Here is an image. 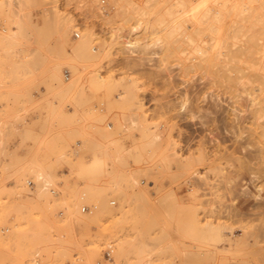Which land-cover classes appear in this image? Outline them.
<instances>
[{"label": "rangeland", "instance_id": "374dc122", "mask_svg": "<svg viewBox=\"0 0 264 264\" xmlns=\"http://www.w3.org/2000/svg\"><path fill=\"white\" fill-rule=\"evenodd\" d=\"M212 4L0 0V264H264V7L232 0L220 35L200 33ZM132 27L140 42L123 51ZM200 39L230 42L242 69L191 66ZM34 118L24 157L10 155L7 133ZM140 123L157 147L140 145ZM84 205L98 214L75 226Z\"/></svg>", "mask_w": 264, "mask_h": 264}, {"label": "bare ground", "instance_id": "6f19581e", "mask_svg": "<svg viewBox=\"0 0 264 264\" xmlns=\"http://www.w3.org/2000/svg\"><path fill=\"white\" fill-rule=\"evenodd\" d=\"M231 1L232 0H213V6L211 7V8H209L204 14H203V16H202V18L200 19L201 20V23H202V26H201V28L199 29V31H200V33H204V32H202V31H207V33H209V34H211V33H217L218 31H219V27H220V25H219V20H220V17H221V14L223 13V12H225L226 11V9L228 8V6L231 4ZM242 2L244 3V6H243V9H245L246 7H245V5H246V2H250V3H255L256 4V7H257V9L259 10V8H260V10L259 11H262V7H264L263 5H264V0H242ZM261 4H262V7H261ZM226 12H228V11H226ZM203 27V28H202ZM195 28V27H194ZM197 28V27H196ZM195 28V29H196ZM137 28H135V27H132L131 28V34H130V37L132 38V36L131 35H133V32H134V30H136ZM187 29V28H186ZM186 29H184V31H183V33L184 32H187L189 29L191 30V28L188 26V30H186ZM201 29H203V30H201ZM196 30H198V29H196ZM193 31V35L195 34L194 32H197V31ZM122 31V30H121ZM121 33V32H120ZM188 33V32H187ZM190 33V32H189ZM188 33V34H189ZM182 34V33H181ZM184 34H186V33H184ZM188 34H186L185 36L187 37V39L185 38V40H187L188 41V39H191L192 40V42L194 41L193 39H192V35L191 36H187ZM190 34H192V32L190 33ZM217 34H219V33H217ZM214 35V34H213ZM216 35V34H215ZM214 35V36H215ZM220 35V34H219ZM184 36V37H185ZM196 36V34L193 36V37H195ZM208 36H210V35H208ZM130 37H123V36H120V35H118V37L117 38H119V41H121V49H123V51H127V52H133L134 51V46H136L137 44L136 43H139L140 41H136L135 40V38H132V39H134L135 41H133ZM189 37H191V38H189ZM212 38V37H211ZM167 39V40H166ZM201 39H203V38H201ZM200 39V40H201ZM213 39V38H212ZM190 40V41H191ZM211 40V39H210ZM215 40V39H214ZM189 41V42H190ZM217 41H219V40H217ZM217 41H216V46L214 45V47L213 48H210V45H211V43H210V41H205V42H203V40H201L200 42L198 41V42H196V44L193 46V48L191 49V51H192V53L191 52H188V54H189V57H188V55H187V53H186V55H187V62L189 63V64H191V66H199V67H201V68H203L204 70H206V72H209V70L210 69H213L212 71L210 70V72H211V75H214L215 76V74L217 75L218 73L217 72H219L220 74H218V76H220L221 75V71H222V75L221 76H223V77H231V76H233L234 74H236L237 72H239L242 68L237 64V63H234L233 62V58L231 57V53L233 52V49L231 48L232 47V44L230 43V42H225L224 40H223V42H218L217 43ZM221 41V40H220ZM136 42V43H135ZM185 42V41H184ZM209 42V43H208ZM118 43V42H117ZM186 43V42H185ZM169 44V42H168V38L166 37L165 38V36H161V37H157V38H155V40L152 42V46L153 47H155V49L151 52V55H152V57H154V58H157L158 57V55L160 54V52H162V48H163V46L164 45H168ZM215 44V43H214ZM209 45V46H208ZM213 45V44H212ZM188 46H192L191 45V43L190 44H188ZM212 47V46H211ZM216 47V48H215ZM187 48V47H186ZM188 49V48H187ZM189 49H190V47H189ZM185 51H187V50H185ZM189 51V50H188ZM93 58V57H92ZM147 59V58H146ZM149 60H152L153 58H151V57H149L148 58ZM161 59V58H160ZM142 61V60H141ZM148 61V60H147ZM259 69L260 70H262L263 72H264V64H262V65H259ZM208 70V71H207ZM216 70V71H215ZM210 72H209V74H210ZM58 73V71L55 73V74H57ZM54 74V75H55ZM61 76V75H60ZM55 77V76H54ZM59 76H58V74H57V78H58ZM73 77V76H72ZM56 78V77H55ZM98 78V77H97ZM58 79H60V78H58ZM62 79V78H61ZM61 79H60V82H61V84H62V81H61ZM74 80V79H73ZM93 81V80H92ZM68 83V82H67ZM76 83V81L73 83V84H70V86H73L74 84ZM92 83V82H91ZM93 85L92 86H94V83H92ZM102 84V83H101ZM63 85V84H62ZM61 85V87L63 88V86L65 85H63L62 86ZM69 86V85H68ZM100 87V86H99ZM72 88V87H71ZM60 89V88H59ZM68 89V88H67ZM69 89H70V87H69ZM132 89H130L127 93H126V95L124 94V95H120V98L122 99L123 98V100H127V99H129L131 96H129L130 95V91H131ZM61 91H63V89L61 90ZM65 91V90H64ZM201 91V89L199 88V87H195L194 88V90H191V88L189 89V88H184V95H182V93H181V95L184 97V99H185V101L188 99V94L189 93H195V95L197 96V94L199 93ZM133 93V92H132ZM200 94V93H199ZM132 95V94H131ZM196 96L194 97V99L196 98ZM119 97V96H118ZM204 97V96H203ZM183 99V100H184ZM203 99V98H202ZM114 100V99H113ZM177 101V102H179V104L181 103V102H184L185 103V101ZM189 100V99H188ZM197 99H195V101H196ZM204 100V99H203ZM202 100V101H203ZM57 101V100H56ZM61 101V100H60ZM190 101V100H189ZM189 101H186V102H189ZM195 101H194V103H195ZM217 100L216 99H212V103H211V101H210V104L209 105H211V107H210V109L212 108L213 110H215V108H216V106H217V102H216ZM197 102H199L198 100H197ZM196 102V103H197ZM184 103H182V106H180L181 108L180 109H183V107L184 106H186V105H184ZM192 104V105H194L195 106V109H196V103L195 104ZM258 103V101L255 99V98H252L251 99V104L254 106V105H256ZM186 104V103H185ZM189 104H190V102H189ZM56 105V104H55ZM194 106H193V108H194ZM187 107H188V105H187ZM187 107H185V108H187ZM200 107L201 108H204L203 109V111L204 110H206V112H207V110H209V106L208 107H206V108H208V109H205V107H203V106H201L200 105ZM200 107H199V109H200ZM198 109V104H197V109L196 110H199ZM184 110H186V109H184ZM196 110H194L195 112H197ZM200 110H202V109H200ZM211 111V110H209V111H211L209 114H211L212 112L213 113H215L214 111ZM107 111H109V110H107ZM202 111V112H203ZM53 112V111H52ZM186 112V111H185ZM200 112V111H199ZM199 112H197V113H199ZM186 113H190L189 112V109H187V112ZM196 113V114H197ZM201 113V112H200ZM205 113V112H204ZM203 113V114H204ZM207 113V114H208ZM212 113V114H213ZM196 114H193V116L194 117H197V116H199L198 114H197V116H195ZM202 114V115H203ZM207 114H205V115H207ZM183 116H184V114H182ZM190 115H192V112H191V114ZM205 115H203V116H205ZM189 116V115H188ZM193 116H191V117H193ZM193 117V118H194ZM200 117V116H199ZM207 117V116H206ZM56 118V117H55ZM190 118V117H189ZM198 118V117H197ZM201 118V117H200ZM203 118V117H202ZM202 118L199 120V121H201V123L200 124H203L202 122ZM134 121H137V119H134ZM144 123V122H143ZM205 123V122H204ZM122 124V123H121ZM126 124V123H125ZM123 125V124H122ZM127 127H130V126H125V128H126V130H128L127 129ZM131 127H132V125H131ZM130 127V128H131ZM133 128H134V126H133ZM124 130V129H123ZM138 130H139V133L141 134V137H145L147 134L149 135V140H147V142L145 141H143L142 140V144H140V145H142L143 147H145V148H152V147H157V145H158V142H159V139L161 138V136L156 132V131H150L149 129H148V127L147 126H145V125H143L142 123H140L139 124V128H138ZM124 132H126V131H124ZM128 133V132H127ZM133 134V133H132ZM144 148V149H145ZM149 154V153H148ZM117 156V155H116ZM122 156V155H121ZM123 160V159H122ZM121 160V161H122ZM143 161V160H142ZM158 163V162H157ZM158 165H159V163H158ZM157 165V166H158ZM89 167H90V164L88 165ZM154 166H156V165H154ZM153 166V167H154ZM84 167V166H83ZM152 167V168H153ZM86 168V167H85ZM91 168V167H90ZM156 168V167H155ZM82 169V168H81ZM84 169V168H83ZM87 169V168H86ZM148 169V168H147ZM90 170V169H89ZM155 170V169H154ZM156 170H158V172H160V171H163V167H159V169H156ZM38 171V170H37ZM92 171V170H91ZM36 172V171H35ZM154 172H156V174H160V173H158L157 171H154ZM82 173V172H81ZM108 173H110V171L108 172ZM92 174V173H91ZM34 175V174H33ZM44 173H43V176H42V174L41 173H36V177H37V180H38V182L40 181V183H38L39 184V186H40V188H38L37 189V191L39 190V189H41V193L43 192V191H46L47 190V188H48V186H50L51 187V185L50 184H48V181L49 180H47V178L46 179H43V177H44ZM49 176V175H48ZM82 179V178H81ZM91 179V178H90ZM37 180H36V182H37ZM42 181V182H41ZM37 185V184H36ZM16 186V185H15ZM19 187V186H18ZM38 187V186H37ZM180 187V185H177L175 188L176 189H178ZM259 188V187H258ZM20 189V188H19ZM115 189V188H114ZM176 189H174L173 190V192H171L169 195H171V196H173V197H175L176 198ZM258 191H259V189H258ZM38 192H36V195L34 194V197H36V198H38V195L39 194H37ZM126 193V192H125ZM120 194V193H119ZM124 194V193H123ZM122 195V194H121ZM125 195V194H124ZM33 197V198H34ZM125 197L127 198V196L125 195ZM28 199V198H27ZM32 199V198H31ZM30 199V197H29V200H31ZM34 200V199H33ZM32 201V200H31ZM101 202H103V201H101ZM36 204V203H35ZM103 204H104V202H103ZM106 204V203H105ZM121 204V203H120ZM105 206L106 205H104V208H105ZM69 207V206H68ZM95 208V207H94ZM101 209V208H100ZM71 211H72V209H71ZM104 211H106V210H104ZM71 213H74V215H72L73 216V221L75 222V226L77 225V226H80V225H87V223L89 222V221H91V220H93V219H95L96 218V216H97V214H98V211L97 212H95V214L94 215H91L92 213H90L89 215L88 214H85V213H83V214H81L79 211H78V209L77 208H75L74 207V211L73 212H70V214ZM101 215V214H100ZM98 220V219H97ZM73 222V223H74ZM96 222V221H95ZM209 245H203L202 244V247H208ZM219 248H223V247H219ZM206 249H209V248H206ZM264 258V257H263Z\"/></svg>", "mask_w": 264, "mask_h": 264}, {"label": "crops", "instance_id": "0c3cea01", "mask_svg": "<svg viewBox=\"0 0 264 264\" xmlns=\"http://www.w3.org/2000/svg\"><path fill=\"white\" fill-rule=\"evenodd\" d=\"M34 119H30L27 122L26 126H23L22 123L15 124L14 130L7 133V141H6V152L10 153L12 156L23 158L27 147L30 144V140L26 137L25 133L27 132V128H34L35 132H38L37 126L33 124ZM26 128V129H25Z\"/></svg>", "mask_w": 264, "mask_h": 264}, {"label": "built area", "instance_id": "2783aa9c", "mask_svg": "<svg viewBox=\"0 0 264 264\" xmlns=\"http://www.w3.org/2000/svg\"><path fill=\"white\" fill-rule=\"evenodd\" d=\"M27 185L29 187H33V183L30 180L27 181ZM93 209H94L93 207L90 208L89 206L84 205L81 207V212L88 213L91 212Z\"/></svg>", "mask_w": 264, "mask_h": 264}]
</instances>
